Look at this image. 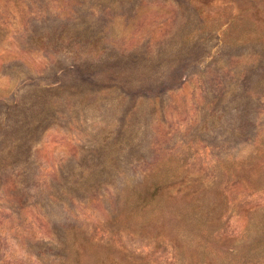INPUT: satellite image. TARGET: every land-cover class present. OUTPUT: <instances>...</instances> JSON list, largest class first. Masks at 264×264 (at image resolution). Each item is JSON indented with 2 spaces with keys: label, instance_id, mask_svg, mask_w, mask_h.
Here are the masks:
<instances>
[{
  "label": "rangeland",
  "instance_id": "obj_1",
  "mask_svg": "<svg viewBox=\"0 0 264 264\" xmlns=\"http://www.w3.org/2000/svg\"><path fill=\"white\" fill-rule=\"evenodd\" d=\"M0 264H264V0H0Z\"/></svg>",
  "mask_w": 264,
  "mask_h": 264
}]
</instances>
